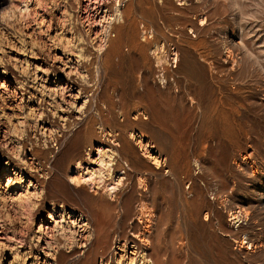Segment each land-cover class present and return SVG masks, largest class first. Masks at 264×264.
<instances>
[{"label": "rangeland", "instance_id": "1", "mask_svg": "<svg viewBox=\"0 0 264 264\" xmlns=\"http://www.w3.org/2000/svg\"><path fill=\"white\" fill-rule=\"evenodd\" d=\"M142 256L264 264V0H0V264Z\"/></svg>", "mask_w": 264, "mask_h": 264}, {"label": "bare ground", "instance_id": "2", "mask_svg": "<svg viewBox=\"0 0 264 264\" xmlns=\"http://www.w3.org/2000/svg\"><path fill=\"white\" fill-rule=\"evenodd\" d=\"M119 24V23H118ZM201 24V23H200ZM150 25V24H149ZM116 26V25H115ZM120 26V25H119ZM117 28V27H116ZM152 42V41H151ZM225 100V99H224ZM238 119H240V115L239 114H236V118H235V120H238ZM237 123V122H236ZM241 124V123H240ZM107 155V154H106ZM104 157H106V156H104ZM110 157V156H109ZM108 158V157H107ZM114 164H115V162H113V160H111V158H109V159H104V158H100V159H98V161H97V165H98V168H96V169H93V168H89L90 170H89V172H88V174H87V177L86 176H82L81 177V179L79 178V179H76V178H71L70 179V182L71 183H80V182H82V181H84V182H87V183H89V184H93L94 182H96V181H98L99 180V182H105V178L107 177H109L112 181H111V183H109V184H107V185H109V189L110 190H112V191H114L115 192V190L118 188V185H119V183L118 182H120V179L118 178L117 180H116V178H114V175H113V170H114ZM78 166H79V164H78ZM77 166V167H78ZM95 184V183H94ZM118 190V189H117ZM141 209H142V207H141ZM185 210V209H184ZM142 211V210H141ZM183 213H184V211H182ZM144 213V212H143ZM125 215H126V209L123 207L122 209H121V211H120V213H119V216H118V219H117V221L118 222H120L122 219H124V217H125ZM233 215V214H232ZM233 218L234 219H236V222H239L240 220H239V216H236V215H234L233 216ZM116 222V221H115ZM114 222V223H115ZM139 222H142V218H140L139 219ZM117 223V222H116ZM116 223H115V225H116ZM117 225H118V223H117ZM121 225V224H120ZM111 226V225H110ZM109 235H110V232H107L106 233V237L108 238L109 237ZM135 237H137V235H134ZM106 238V242H107V244L109 243V241H108V239ZM105 248H107L106 246H105ZM141 260V261H140ZM145 263V257H141L139 260L137 259V258H131V262H130V264H144Z\"/></svg>", "mask_w": 264, "mask_h": 264}]
</instances>
